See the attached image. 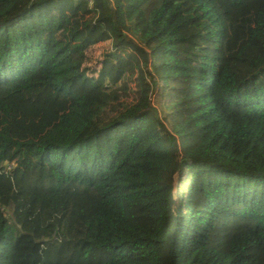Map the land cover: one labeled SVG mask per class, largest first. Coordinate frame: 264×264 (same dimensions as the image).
I'll use <instances>...</instances> for the list:
<instances>
[{
  "label": "trees",
  "instance_id": "obj_1",
  "mask_svg": "<svg viewBox=\"0 0 264 264\" xmlns=\"http://www.w3.org/2000/svg\"><path fill=\"white\" fill-rule=\"evenodd\" d=\"M0 264H264V0H0Z\"/></svg>",
  "mask_w": 264,
  "mask_h": 264
},
{
  "label": "rangeland",
  "instance_id": "obj_2",
  "mask_svg": "<svg viewBox=\"0 0 264 264\" xmlns=\"http://www.w3.org/2000/svg\"><path fill=\"white\" fill-rule=\"evenodd\" d=\"M107 43H99L96 45L92 52L93 56L104 55L106 49L108 48ZM116 86H112L111 88L115 91L112 93V98L105 105V108L101 111L100 117L105 119H111L115 115H117L120 111L126 108L129 105L135 103L140 96V83L139 76L137 71L128 72L123 80L119 81ZM9 168L12 167V164L8 165Z\"/></svg>",
  "mask_w": 264,
  "mask_h": 264
}]
</instances>
